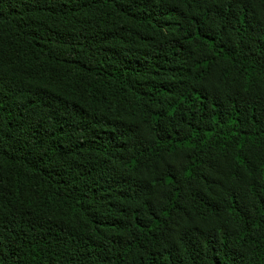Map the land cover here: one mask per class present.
<instances>
[{
  "label": "trees",
  "instance_id": "1",
  "mask_svg": "<svg viewBox=\"0 0 264 264\" xmlns=\"http://www.w3.org/2000/svg\"><path fill=\"white\" fill-rule=\"evenodd\" d=\"M0 264H264V0H0Z\"/></svg>",
  "mask_w": 264,
  "mask_h": 264
}]
</instances>
